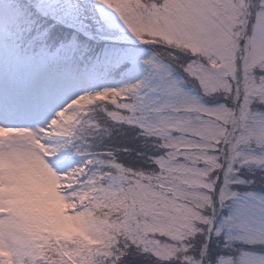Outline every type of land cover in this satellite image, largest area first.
I'll list each match as a JSON object with an SVG mask.
<instances>
[{"label": "snow or ice", "instance_id": "6c2138e0", "mask_svg": "<svg viewBox=\"0 0 264 264\" xmlns=\"http://www.w3.org/2000/svg\"><path fill=\"white\" fill-rule=\"evenodd\" d=\"M0 264H264V0H0Z\"/></svg>", "mask_w": 264, "mask_h": 264}]
</instances>
